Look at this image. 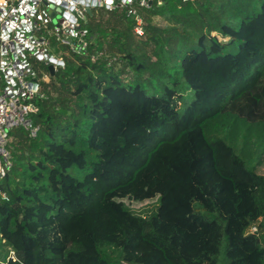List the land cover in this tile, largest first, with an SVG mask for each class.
Returning a JSON list of instances; mask_svg holds the SVG:
<instances>
[{
	"label": "trees",
	"instance_id": "16d2710c",
	"mask_svg": "<svg viewBox=\"0 0 264 264\" xmlns=\"http://www.w3.org/2000/svg\"><path fill=\"white\" fill-rule=\"evenodd\" d=\"M102 9L14 134L0 264H264V0Z\"/></svg>",
	"mask_w": 264,
	"mask_h": 264
},
{
	"label": "built area",
	"instance_id": "2783aa9c",
	"mask_svg": "<svg viewBox=\"0 0 264 264\" xmlns=\"http://www.w3.org/2000/svg\"><path fill=\"white\" fill-rule=\"evenodd\" d=\"M152 1L0 0V179L13 167L11 130L23 127L35 136L40 129L30 117L36 111L33 100L47 95L37 81L35 64H53L59 71L65 66L64 55L88 52L87 8L122 10L134 20L135 32L143 35L142 8H150Z\"/></svg>",
	"mask_w": 264,
	"mask_h": 264
},
{
	"label": "rangeland",
	"instance_id": "374dc122",
	"mask_svg": "<svg viewBox=\"0 0 264 264\" xmlns=\"http://www.w3.org/2000/svg\"><path fill=\"white\" fill-rule=\"evenodd\" d=\"M102 8L103 7H101V6L94 7L93 8L94 16H89V14L86 16L88 21L90 20V22L93 23L95 16L98 17V16H100V14H102V12H103ZM155 20L159 21L160 18L156 17ZM64 57H65V55H64ZM43 65H44L43 63L41 65L35 64V69L39 75V79L37 81L40 83V86L42 88H46L51 84V80L54 78L53 77L54 75H52L49 72L48 68H46ZM45 74H47V75L45 76ZM22 128L23 127L18 126V127H14L11 130V135L13 137V141H14V137H15L14 134H16L18 129H22ZM263 172H264V166H263ZM147 183H149V185L146 184L145 186H143L141 183H138L137 188L127 190V194L125 196H129V198H131V200H134V201L135 200L142 201V200L147 199V197L153 198V199H156L157 197L165 198V196L169 192V187L165 186V185H161L160 179H158L157 177L150 178V180ZM163 202H164V199H163Z\"/></svg>",
	"mask_w": 264,
	"mask_h": 264
},
{
	"label": "water",
	"instance_id": "95a60500",
	"mask_svg": "<svg viewBox=\"0 0 264 264\" xmlns=\"http://www.w3.org/2000/svg\"><path fill=\"white\" fill-rule=\"evenodd\" d=\"M86 11H87L88 14H92V13H93L91 8H87ZM53 15H54V13H53ZM48 68H49V72H50L52 75H56V74H59V73H60L59 71H57V70L55 69V67H54L53 64H51Z\"/></svg>",
	"mask_w": 264,
	"mask_h": 264
},
{
	"label": "snow or ice",
	"instance_id": "6c2138e0",
	"mask_svg": "<svg viewBox=\"0 0 264 264\" xmlns=\"http://www.w3.org/2000/svg\"><path fill=\"white\" fill-rule=\"evenodd\" d=\"M109 2H111V0H109Z\"/></svg>",
	"mask_w": 264,
	"mask_h": 264
}]
</instances>
